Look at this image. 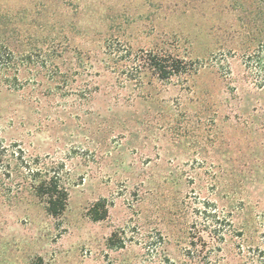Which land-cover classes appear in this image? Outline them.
<instances>
[{"label": "rangeland", "instance_id": "obj_1", "mask_svg": "<svg viewBox=\"0 0 264 264\" xmlns=\"http://www.w3.org/2000/svg\"><path fill=\"white\" fill-rule=\"evenodd\" d=\"M258 19L251 0H0L23 63L0 83V138L23 161L0 176V264H261L264 88L242 62ZM107 46L201 67L128 80ZM24 166L59 172L60 218Z\"/></svg>", "mask_w": 264, "mask_h": 264}, {"label": "trees", "instance_id": "obj_2", "mask_svg": "<svg viewBox=\"0 0 264 264\" xmlns=\"http://www.w3.org/2000/svg\"><path fill=\"white\" fill-rule=\"evenodd\" d=\"M256 4L259 30L250 34V47L243 55L242 62L247 73L252 76L254 85L262 89L264 88V0H251ZM108 56H118L127 61L124 73L125 79L134 80L139 78L143 72H150L159 81L165 82L172 78H179L195 74L201 67L198 61L189 62L174 56L168 50H139L134 56L130 50L125 53L116 50L112 46H107ZM23 63L17 60L15 53L9 46L0 42V83L7 81L10 85L17 83V74ZM4 79V80H2ZM139 80V79H138ZM15 147L14 145H12ZM21 150L9 149L0 138V176L10 178L11 161L23 164ZM28 178L30 179V187L34 196L44 204L45 212L54 219L62 216L67 205L68 193L63 186L58 171L51 172L45 168H32V166H24ZM105 199L98 200L89 211V216L93 221L103 220L106 213ZM214 211V210H213ZM210 214L209 226L214 233L219 234L217 227L220 221L215 211ZM221 236V234H219ZM121 244L119 247H122ZM187 257H191L190 251H185ZM263 256V255H261ZM167 261V260H166ZM194 264H215L206 254L196 256ZM261 264H264V259Z\"/></svg>", "mask_w": 264, "mask_h": 264}]
</instances>
